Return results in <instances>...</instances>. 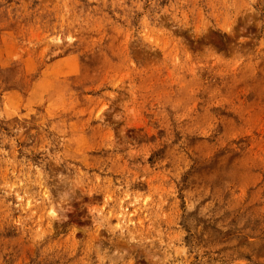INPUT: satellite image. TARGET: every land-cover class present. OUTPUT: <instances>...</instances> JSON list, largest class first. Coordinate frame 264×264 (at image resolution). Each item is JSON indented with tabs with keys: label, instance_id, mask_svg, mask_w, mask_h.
Here are the masks:
<instances>
[{
	"label": "rangeland",
	"instance_id": "rangeland-1",
	"mask_svg": "<svg viewBox=\"0 0 264 264\" xmlns=\"http://www.w3.org/2000/svg\"><path fill=\"white\" fill-rule=\"evenodd\" d=\"M0 264H264V0H0Z\"/></svg>",
	"mask_w": 264,
	"mask_h": 264
}]
</instances>
